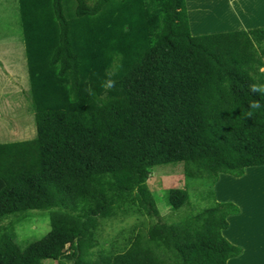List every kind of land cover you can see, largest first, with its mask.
Instances as JSON below:
<instances>
[{
  "label": "trees",
  "instance_id": "trees-1",
  "mask_svg": "<svg viewBox=\"0 0 264 264\" xmlns=\"http://www.w3.org/2000/svg\"><path fill=\"white\" fill-rule=\"evenodd\" d=\"M67 1L20 0L36 136L0 143V264H228L240 209L213 186L264 165V28L193 36L186 0H75L71 24ZM180 164L204 206L170 189L183 213L169 223L148 180ZM34 211L50 230L23 247L16 226ZM131 214L145 231L99 247L104 223Z\"/></svg>",
  "mask_w": 264,
  "mask_h": 264
},
{
  "label": "rangeland",
  "instance_id": "rangeland-1",
  "mask_svg": "<svg viewBox=\"0 0 264 264\" xmlns=\"http://www.w3.org/2000/svg\"><path fill=\"white\" fill-rule=\"evenodd\" d=\"M119 1L113 0L114 4ZM238 1L246 9L256 13L255 15L258 19L264 16V0H257L258 2L256 0H247L248 2L246 0H229L226 3L234 5ZM208 2L209 0L203 1L207 5ZM75 8V0H68L66 2V12L68 15L73 16L70 19L71 21L69 20L71 24H74V20H76ZM224 8L225 4L222 5L221 9L218 8V11L221 10L220 12H222ZM150 10L153 13L155 7ZM20 20V0H0V143L26 141L36 136L34 109L32 107V95L25 53L26 44ZM161 21L160 16L155 24L148 23L147 32L150 40H153L159 33ZM79 22L80 20L77 23ZM124 29H127V26ZM118 53V51L115 53L117 57H114L112 60L110 74L119 72L122 69L120 63L122 55ZM15 67L18 69L16 73L14 72ZM261 71L264 72V68ZM227 175L220 174L218 182L213 186L217 202L233 203L234 198L237 196V183L234 184L235 182L232 179V177H235ZM148 187L156 200L161 215L169 223H173L183 213V211H172L167 204L166 193L170 189L187 190L190 193L195 208L204 206L202 190L206 187V184L202 180L186 178L183 164L155 168L148 180ZM227 221L229 223L228 218ZM149 223V218L139 214H131V216H127L126 218L118 217L106 221L97 235L99 247L110 248L113 246L116 250L122 249L126 246L129 238L135 237L145 231V227ZM49 230L50 221L47 213L39 211H34L27 220L20 222L16 226L18 240L23 247L40 239ZM45 264L57 263L48 261Z\"/></svg>",
  "mask_w": 264,
  "mask_h": 264
},
{
  "label": "crops",
  "instance_id": "crops-1",
  "mask_svg": "<svg viewBox=\"0 0 264 264\" xmlns=\"http://www.w3.org/2000/svg\"><path fill=\"white\" fill-rule=\"evenodd\" d=\"M203 1L186 0L193 36L264 28V16L258 19L239 1L234 5L226 3L229 0H209L208 5ZM224 4V11H218ZM232 179L237 183L233 203L240 213L228 216L229 226L223 235L242 252L228 264H264V165L246 168L243 176Z\"/></svg>",
  "mask_w": 264,
  "mask_h": 264
},
{
  "label": "clouds",
  "instance_id": "clouds-1",
  "mask_svg": "<svg viewBox=\"0 0 264 264\" xmlns=\"http://www.w3.org/2000/svg\"><path fill=\"white\" fill-rule=\"evenodd\" d=\"M254 107H256V105H253Z\"/></svg>",
  "mask_w": 264,
  "mask_h": 264
},
{
  "label": "bare ground",
  "instance_id": "bare-ground-1",
  "mask_svg": "<svg viewBox=\"0 0 264 264\" xmlns=\"http://www.w3.org/2000/svg\"><path fill=\"white\" fill-rule=\"evenodd\" d=\"M228 176V175H227Z\"/></svg>",
  "mask_w": 264,
  "mask_h": 264
}]
</instances>
